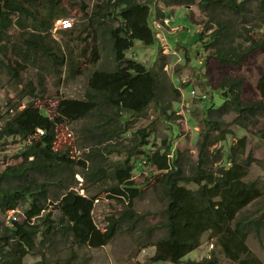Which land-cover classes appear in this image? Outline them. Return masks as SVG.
<instances>
[{
    "label": "rangeland",
    "instance_id": "374dc122",
    "mask_svg": "<svg viewBox=\"0 0 264 264\" xmlns=\"http://www.w3.org/2000/svg\"><path fill=\"white\" fill-rule=\"evenodd\" d=\"M107 1L64 0V8L60 10L62 16L55 21L71 20L73 28L77 29L72 36H64L61 31L54 32L52 29L55 21L50 23L48 33L54 42L45 38L47 44L53 46L55 52L65 59L72 58V65L62 69L61 78L60 65L47 57L36 54L34 58L24 62V48L20 44H15L7 52L8 58L21 63L16 67V76L13 77L6 70V59L0 53V123L7 118L17 117L16 123L31 134L38 127L46 130V138L37 140V145L52 143L51 151L59 153L57 159L72 163L77 181L74 191L95 199L93 220L101 233L106 231L108 221L118 217L126 208L125 203L109 197L106 192L115 185L114 171L134 152L136 131L149 128V134L152 133L148 140H144L149 144L145 147L143 142L140 144L144 154L134 155L131 159L134 167L132 179L140 189V194L133 200L136 221L122 225L102 246L78 247L76 243L72 244L75 241H72V237L66 242L57 239L53 249L45 245L40 254H27L22 264H55L57 261L69 264L67 260L70 250L75 251L76 257L70 264H171L151 259L155 251L154 245L164 234L161 223L164 221L165 199L157 185V179L165 172L152 165L149 159L154 152L161 157L164 152L171 150L169 157L179 154L182 173L186 176L196 175L198 149L206 136L209 137L207 144H210L216 141L220 133L230 131L232 134H229V139L234 146H237V139L244 136L245 152L238 154L236 159L242 162L252 155L254 162L246 168L244 179L259 183L264 195V83H261L264 79V41H261L264 38V21L261 23V19H264V0H238L245 2V10L238 13L218 5L190 6V0H184L182 5H166L167 0H134L136 4L148 5L152 11L148 24L154 30L155 40L151 45L134 41L133 46L124 52V56L141 63L148 71L156 74L158 83H154L152 92L157 100L148 103L141 113L126 111L116 117L110 110L108 122L112 129L101 136L95 131L92 137L90 131L82 132L84 127H91V119L68 123L67 128L72 134V137H68L60 126L59 119L55 117L57 103L65 98L85 99L93 73L111 71L114 68L109 33L97 30V37L89 35L91 25L87 24V17L98 6L99 11L106 15V24H101V29L122 26V21L115 15L107 14L112 12L107 8ZM21 2L26 7L33 8L32 15L37 22L8 10L5 0H0V16L11 21L19 19L27 26L28 32H32L38 23L47 25L45 20H41L42 13L34 10L35 7L29 0ZM218 16L227 19L232 26V44L240 50L239 66L221 65L214 56V50L204 44L212 41L210 35L215 30L214 21ZM210 17H214V20H210ZM160 18H166V23H161ZM10 33H13L12 38L15 39L14 33L17 32L11 30ZM200 33L203 35L202 42L199 40ZM112 39L115 40V36ZM95 42L98 45V59H94L89 51L81 54L82 49L91 48ZM40 76L44 78L45 88L41 85ZM227 77L242 79L240 97L244 103H262L258 122L253 121L248 131L234 123L236 115L229 107L224 108L226 101L219 85ZM30 83L38 87L37 92H29ZM105 86L103 82L98 87ZM93 88L95 90L96 86ZM208 120H215L221 130H212ZM53 126L58 129L54 138L48 136V131ZM221 149L220 142L210 147L209 169L212 171L218 172L222 165L231 164L229 155L225 154V157L230 164L219 157L217 153ZM89 152L90 157L87 159ZM8 153L9 151L0 150L2 165L11 162L9 157L5 159ZM95 153L99 154L93 156ZM180 185L191 190L198 188L196 184L185 181H181ZM60 193L56 187H52L49 197L56 198ZM25 207L22 208L25 210ZM260 207L264 210V196L251 202L238 214V219L245 223L252 221L251 232L243 239L248 247L246 256L264 264V217L259 216L262 219L261 228L257 236L254 234L258 221L256 210ZM7 222L9 216L0 212V227H6ZM207 238V234L202 236V245L188 257L209 258L214 250L216 264H239L214 247L215 239Z\"/></svg>",
    "mask_w": 264,
    "mask_h": 264
},
{
    "label": "trees",
    "instance_id": "16d2710c",
    "mask_svg": "<svg viewBox=\"0 0 264 264\" xmlns=\"http://www.w3.org/2000/svg\"><path fill=\"white\" fill-rule=\"evenodd\" d=\"M167 1L166 5H182L184 0ZM200 1V6L218 5L233 13L245 10L244 1ZM29 2L35 7L34 10L42 13L41 20H45L47 25L38 23L32 32H28L27 26L19 19L11 21L0 16V53L6 59L5 68L13 77L16 76V67L21 63L19 60L8 58L7 52L15 44H20L24 48L22 57L24 62L34 58L36 54L47 57L60 65L61 78L62 69L64 66L72 65V58L65 59L64 56L58 55L53 46L47 44L45 38L54 42L48 31L50 23L62 16L60 10L64 8V0H29ZM191 2L194 0H190V4ZM5 5L8 10L21 17L35 19L31 10L33 8L26 7L21 0H5ZM107 6L112 10L107 14L115 15L122 21V26L115 29L106 27L101 29L99 26L106 24V15L99 11L98 6L87 17V24L91 25L89 35L97 37V30L104 34L109 33L113 70L93 73L86 100L61 99L55 108V117L59 119L62 128H64L62 120L71 123L80 119H91V127L82 129L83 133L90 131L91 137L94 131L101 136L112 129L108 122L110 110L116 117L126 111L141 113L148 103L157 100L152 92L154 83H158L156 74L148 71L141 63L124 56V52L129 50L136 40L145 45L154 43V31L150 23L148 24L152 11L148 5L136 4L134 0H108ZM210 20H214V17H210ZM263 21L264 19H261V23ZM214 25L215 30L210 35L212 41L204 43L205 46L214 50V56L221 65L239 66L240 50L233 47L234 33L229 21L218 16ZM11 30L17 32L14 33L15 39L12 38ZM76 30L74 27L68 33L66 31L61 33L64 36H72ZM112 36H115V40ZM202 37L200 33V42L203 41ZM261 41L263 42L264 38H261ZM86 51L91 52L94 59L99 58L96 42L91 48L82 49L81 54ZM18 54L21 56L20 52ZM40 78L41 85L45 88L44 78L42 76ZM103 82L106 86L98 87ZM242 83V79L227 77L220 83L219 88L226 101L224 108L229 107L236 115L234 123L242 130L248 131L253 121L258 122L262 103H244L240 97ZM261 83H264V79ZM93 86H96L95 90ZM37 90L38 87L30 83L29 92L35 93ZM169 107L168 104L167 108ZM207 123L212 130H221L215 120H208ZM57 130L55 126L51 127L48 136L54 138ZM148 130L149 128H143L136 131L134 152L114 171L115 185L106 192L109 197L127 204L118 217L108 221L106 231L101 233L93 220V198L81 196L74 191L77 181L72 163L59 161L57 159L59 153L51 151L53 145L50 142H43L41 146L37 145L36 141L42 139L27 142L30 133L21 128L16 120L9 121L0 131V150L9 151L5 159L9 157L11 160L2 165L0 159V212L7 213L17 207L26 206V215L23 222L0 227V264H22L27 254L33 252L40 254L41 248L45 245L53 249L57 239L66 242L72 237V241L75 240L72 244L76 243L78 247H99L109 241L122 225L135 222L137 214L133 210V200L140 194V189L134 180H130L133 168L131 159L134 155L144 154L140 144L143 142V147L149 144L144 142L152 133L149 134ZM225 133H220L216 141L210 144H207L209 137L204 138L198 149L196 175L193 176L182 173L178 153L168 157L171 154V150H168L161 157L157 152L150 157L149 162L165 172L157 179V185L165 199L164 221L161 223L164 234L154 245L155 251L151 257L153 261L171 264H216L214 250L209 258L188 257L202 245V236L207 234V239H215L214 247L219 248L235 263L261 264L257 259L246 256L248 247L243 239L251 232L252 221L248 223L239 221L238 214L256 198L260 200L264 196L263 191L256 181L244 179L246 168L254 162L252 155L242 162L236 159L238 154L242 155L245 152L244 136L239 137L237 146H234L229 139V134L232 133L230 131ZM217 142H220L222 147L217 153L219 157L228 164L230 163L225 154L231 158V164L222 165L218 172L209 169L210 147ZM98 154L95 153L93 156ZM30 157L33 159L30 160ZM89 157L90 152L86 155L87 159ZM181 181L194 183L198 188L188 189L180 185ZM52 187H56L61 192L53 199L49 197V190ZM256 214L258 221L254 234L257 236L262 220L259 216L264 217L262 207L256 210ZM75 258V251L70 250L67 262L70 264ZM55 264L60 263L57 261Z\"/></svg>",
    "mask_w": 264,
    "mask_h": 264
},
{
    "label": "clouds",
    "instance_id": "9594fccd",
    "mask_svg": "<svg viewBox=\"0 0 264 264\" xmlns=\"http://www.w3.org/2000/svg\"><path fill=\"white\" fill-rule=\"evenodd\" d=\"M200 2H201L200 0H194V2H191L190 6H192L194 4H197L200 6V4H201ZM71 29H73V23L71 22V20H68V21L58 20V21L54 22L52 30L54 32H57V31H69ZM12 120H16V118H7L4 122H1L0 123V131L3 129V127L6 126V124L9 121H12ZM18 125L21 128L27 130L26 128L22 127L19 123H18ZM45 133H46V130H45ZM46 136H47V133H46ZM46 136L40 137L38 135H34V133L33 134L30 133L28 139H30V140L44 139V138H46ZM27 142H28V140H27ZM141 155H143V154H141ZM32 159L33 158L30 157V160H32ZM143 163H145V161H143ZM132 167H133V164H132ZM133 169H134V167L132 168V171H131L132 175H131L130 180H133L132 179L133 178ZM93 203H94V208H95V199H93ZM126 204H127V202H126ZM21 209H22V211H21ZM6 214L9 216V222H7V225H12L14 222H23L25 220V215H26L25 210L22 207H17L14 210H10ZM20 216H21V219H19ZM32 221H34V218H32Z\"/></svg>",
    "mask_w": 264,
    "mask_h": 264
},
{
    "label": "built area",
    "instance_id": "2783aa9c",
    "mask_svg": "<svg viewBox=\"0 0 264 264\" xmlns=\"http://www.w3.org/2000/svg\"><path fill=\"white\" fill-rule=\"evenodd\" d=\"M165 20H166V18H160V22L161 23H164L165 24L166 23ZM62 122L64 124V128H63L64 131L66 132V134L68 135V137H72L71 130H69L67 128V126L69 125L68 124L69 122H67L66 120H62ZM34 135H38L40 137H44L45 136V130L43 128L38 127V128L35 129ZM29 141H30V139H28V142Z\"/></svg>",
    "mask_w": 264,
    "mask_h": 264
},
{
    "label": "bare ground",
    "instance_id": "6f19581e",
    "mask_svg": "<svg viewBox=\"0 0 264 264\" xmlns=\"http://www.w3.org/2000/svg\"><path fill=\"white\" fill-rule=\"evenodd\" d=\"M23 111H24V110H22V112H23ZM22 112H21V113H22ZM16 118H17V117H16Z\"/></svg>",
    "mask_w": 264,
    "mask_h": 264
}]
</instances>
